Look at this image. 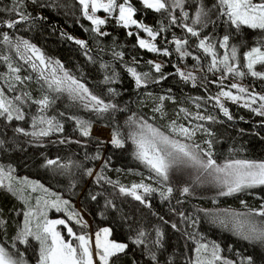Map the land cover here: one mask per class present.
I'll list each match as a JSON object with an SVG mask.
<instances>
[{"label": "trees", "instance_id": "obj_1", "mask_svg": "<svg viewBox=\"0 0 264 264\" xmlns=\"http://www.w3.org/2000/svg\"><path fill=\"white\" fill-rule=\"evenodd\" d=\"M130 3L137 10L134 17L137 21L154 30L165 29L153 43L161 50L167 49L169 55L140 48L137 40L144 37L142 30L123 28L114 17H108L107 23L100 26L101 31L109 35L99 36L91 31L93 26L83 16L76 0H39L37 4L25 0L24 10L33 19L8 29L3 22L17 19L8 11L13 0H0V88L24 115L22 120L13 118L11 121L0 116V141L3 142L0 144V167L13 176L38 182L69 203H76L89 218L91 231L109 228L111 241L127 244L123 253L110 257L109 264H196L194 251L201 244L211 248L219 246L222 259L216 264H223L224 260L246 264L249 257L252 264H264V244L242 239L230 222L231 214L250 213L264 205V186L233 195H219L221 187L194 182L198 175L194 168H174L169 180L164 181L136 158L132 139L138 124L146 121L173 139L199 145L197 151H211L219 165L237 159L264 162V116L220 97L232 116L230 120L215 99L221 90L230 89L232 82L246 87L250 93L264 95V79L252 77L244 64V53L261 46L264 33L244 26L237 30L215 8L211 13L213 23L208 27L193 25L200 4L212 7L217 0H185L183 9L172 10V15L177 17L176 24L170 23L167 13L146 9L139 0H130ZM183 11L189 13L186 21ZM182 23L197 28L200 37L187 33L180 26ZM129 31L132 36L127 34ZM5 32L13 42L26 39L34 44L46 61H51L50 66L40 65L35 57L25 62L26 57L22 58L12 45L3 41L2 33ZM226 34L230 37L228 51L232 46L237 48L234 63L246 73L244 77L225 75L221 68L209 71L212 57L198 47L199 39L208 37L216 46L217 57L222 58L225 49L219 47V42ZM69 36L74 39H68ZM174 37L188 41L184 50L190 55L181 57L172 42ZM77 39L86 41L87 49L77 45ZM114 52H122L123 57L114 56ZM33 61L36 69L32 67ZM154 63L162 65L161 72L155 71ZM9 64L19 72H11ZM129 67L135 68L145 81L139 88L127 71ZM177 69L185 75L192 73L195 81L184 80ZM257 70L264 71V67L258 65ZM64 72L84 84L93 95L116 107L98 113L87 99H74L68 91L57 92L55 85L49 88L53 74L62 77ZM16 76L21 79L17 81ZM106 77L111 79L106 81ZM17 96L21 97L19 101L15 100ZM45 96L50 101L43 109L45 115L62 125L63 130L36 137L17 132V128H22L28 133L39 107L36 101ZM197 115L213 119L200 120ZM76 119L107 128L112 135H118L123 147L83 136ZM180 126L194 131V135L184 137L172 131L173 127L179 129ZM207 141H211L210 149ZM48 160L58 163L48 165ZM88 170L92 171L91 176L86 174ZM154 181L160 182L166 192L171 187L172 192L162 195L164 190L161 193L153 191L145 194L142 197L145 202L141 203L119 191L121 186L126 189L139 184L155 186ZM186 186L190 189L188 194L182 192ZM93 196L96 198L92 199ZM0 210V218L5 221L0 228V244L10 252L17 249L24 252L28 264H36L37 242L29 238L25 245L15 240L23 205L2 187ZM221 220L227 227L220 223ZM70 226L76 234L87 231L82 226ZM157 229L163 233L160 245L155 244ZM140 231L145 232L144 245L133 243ZM14 241L16 249L11 247ZM152 253L155 261L151 259Z\"/></svg>", "mask_w": 264, "mask_h": 264}, {"label": "snow or ice", "instance_id": "obj_2", "mask_svg": "<svg viewBox=\"0 0 264 264\" xmlns=\"http://www.w3.org/2000/svg\"><path fill=\"white\" fill-rule=\"evenodd\" d=\"M79 4L82 6L83 16L91 22L94 26L91 31L98 34L99 36H107L109 33L101 31L102 25L107 23L108 17H112L117 21V24L123 28H130L135 26L137 29H142L147 36L150 37V40L138 38V44L140 48L147 49L149 52L161 53L165 56L169 55L167 49L161 50L156 46L153 41L156 40L157 36L165 31L163 27L159 30H154L152 27L137 21L135 19L136 9L130 3V0H123V2H118V0H78ZM31 3L37 4L39 0H31ZM144 8L151 9L157 13H167L170 17V23L176 24L177 17L172 15V10L176 8L183 9L185 0H141ZM25 0H13V6L8 9L9 12L14 13L17 16L15 20L4 21V25L8 29H13L17 24L22 22H27L33 19L30 13L24 10ZM218 9V14L220 16H226L227 21L231 25H234L237 30L242 26L247 27L252 30H259L261 33H264V0H217V4L212 7H206L203 3L197 8L195 12V17L192 20L193 25H200L201 27H208L210 23H213L211 20V13L213 9ZM103 11L108 14V17L100 18L96 15L98 11ZM183 20H188L189 13L187 11L182 12ZM42 19V17H37ZM183 27L187 33L191 34L193 37H200V31L193 26H189L187 23H182L180 25ZM87 31V29H86ZM129 36H132L133 33L129 31L127 33ZM3 41L9 45H12L17 53H20L22 58L26 57L25 62L32 61L33 57L39 61L40 65H45V67L50 66L51 61H46L43 53L40 52V49L37 48L34 44H31L26 39H18L15 42L10 38L8 33H2ZM68 39H74L69 36ZM229 35H224L222 40L219 42V47L225 49L222 58L217 57L216 46L209 42L208 37L199 39L198 47L204 51V53L212 57L211 65L209 71L213 69L219 70L218 65H223L224 71L228 74H235L239 77H244L245 72L239 70L238 66L234 63L237 59V48L232 46L229 49ZM176 46V51L181 55V57L190 55L184 50V46L188 41L181 40L179 38H173L172 41ZM77 45H80L81 48L87 49V43L84 40H75ZM23 50V51H21ZM31 53V55H27ZM114 56L118 58L123 57L122 52H114ZM4 59H7L5 57ZM196 59H199L198 57ZM244 60L246 61L245 67L247 68L248 74L252 77H258L264 79V71H258L257 66L264 67V41L261 42V46H254L249 51L244 53ZM59 64V62H56ZM152 64V61H149ZM33 69L37 68V64L32 62ZM62 67V66H61ZM154 68L156 72H161L162 65L160 63H154ZM9 69L11 72H19L18 68H13L9 64ZM55 70H53L54 73ZM127 71L135 80V85L139 88L144 84V79H142L141 74H139L135 68L129 67ZM177 72L184 80L192 79L195 81V76L192 73L180 72L177 69ZM144 77H147V73L143 74ZM43 76V72H41ZM164 77L161 76V79ZM15 79L19 81L21 78L16 76ZM111 78L106 77V81ZM223 79V77H222ZM55 85V90L68 91L74 99L79 98L80 100L87 99L90 102L91 107L98 113L107 112L109 109H113L116 106L110 103H105L98 96L93 95L84 84L80 83L78 80L74 79L68 72H64L62 77H56L54 74L52 76L51 82L48 84L49 88ZM231 88L237 89L239 93L246 94L248 99L245 101L244 106L251 108V110L257 115L264 116V95H259L255 93H250L246 87H243L239 84L233 83ZM110 91H112L110 89ZM225 97L232 101H239L244 99L243 96L234 95L231 91H224L217 95L216 102L223 111V114L232 119L227 108L220 102V97ZM21 97H15L16 101H19ZM164 97H161L163 100ZM257 101H260L259 107H252L253 104H256ZM37 104L41 105V110L49 106V98L47 96L43 97L41 100L36 101ZM85 107H89V104H85ZM159 110V109H157ZM15 113V117H13ZM0 116H6L8 121H11L13 118L16 120L24 119L23 112L17 107L12 100H8L2 90H0ZM197 119H213L212 117H203L197 115ZM38 122L40 124H46V128H41L38 132L34 131L30 135L33 137L36 136H48L53 131H62V125L54 123L52 119H44L40 117ZM175 122H173L174 124ZM37 121H33V127L35 128ZM77 125L81 131V134L85 137L90 135L91 125L84 121H77ZM17 132L24 133L22 128H17ZM173 132H176L179 135L184 137H191L194 135V131L189 130L183 126H180L179 129L173 127ZM211 134V133H209ZM133 142L136 145V158L145 163L155 174L162 178L164 181L169 180L170 172L175 169L180 168H194L198 172V175L195 176L194 182L200 183H212L218 187H221L223 190L219 195H233L239 193L246 189H251L258 186H264V162H256L250 160H231L223 165L217 164L216 160L212 158L211 151L199 150V145H189L182 143L180 140L173 139L168 135H165L159 129L153 127L151 124H148L146 121L139 123L136 131L132 134ZM3 142L0 141V144ZM111 143L116 147H123V141L118 137L117 134H113ZM209 149L211 148V141H207ZM204 157H207L206 159ZM96 158H99L98 156ZM58 161L48 160V165H56ZM60 167H67V165H60ZM87 175L91 176L92 171L88 170ZM203 178V179H202ZM13 177L11 172H6L3 167H0V187H6L8 191L14 192L12 181ZM98 179H103L102 176H98ZM5 181H8L5 184ZM40 187H43L40 185ZM142 188L145 193H151L155 189L149 187L148 185L139 184L133 185L131 189H126L121 186L119 191L123 194L131 195L137 201L144 203L142 196L137 194V189ZM45 191H47L45 189ZM190 191L189 187H184L182 192L188 194ZM167 192L170 194L172 188L169 187ZM15 194V193H14ZM163 195V193H162ZM96 197L93 196L92 199ZM166 198V197H165ZM59 198L57 201L52 202L51 207H55L58 211L59 208ZM63 204L67 205L68 201H62ZM243 203V201H242ZM47 205V201H45ZM2 213V210H0ZM39 215L44 216L43 221L37 222L35 225V230H33V220H39V217L34 213L32 209H29L24 213L23 225L17 233L15 240H18L19 243L27 245L29 243V238H32L38 243V260L37 264H94L93 251L91 248V241L86 234L76 235L73 232L71 227H68L65 220H49L47 219L46 213L41 212ZM77 213L72 212L69 214V220L77 217ZM231 223L233 225L234 232L240 236L242 239L250 242H259L264 244V219L256 220L255 217L264 218V205H261L259 210H251L250 213H235L231 214ZM76 223L81 224V219H77ZM225 227L227 223L223 220L220 221ZM5 224V221L0 218V228ZM58 225H64L67 229L69 236L74 237L78 241V245L74 246L72 240H65L64 236L60 231L57 230ZM83 227H87L86 223L82 224ZM173 228H176V225H172ZM111 234L109 228H104L95 234V248L96 256L99 258L101 264H109V259L112 256L117 255L118 253H123L128 245L125 243H118L111 241L108 237ZM157 239L155 244L160 245L163 238V233L157 229L156 230ZM145 232L140 231L137 237L133 240V243L136 245H144L146 243ZM13 249H16V243L13 242ZM205 252L208 251L207 244H201L197 249V261L196 264H216V261H220L222 257L219 255V246L213 245L211 250V259L201 260L199 254L201 250ZM150 251V250H149ZM151 259L156 260L154 253L151 254ZM0 264H28V261L25 259V253L19 251L18 249L15 252H10L6 247L0 244ZM223 264H233L232 261L224 260ZM246 264H252V259L249 257L246 261Z\"/></svg>", "mask_w": 264, "mask_h": 264}, {"label": "rangeland", "instance_id": "obj_3", "mask_svg": "<svg viewBox=\"0 0 264 264\" xmlns=\"http://www.w3.org/2000/svg\"><path fill=\"white\" fill-rule=\"evenodd\" d=\"M76 1L78 2V0H76ZM139 1L141 2V0H139ZM118 2H123V0H118ZM81 10H82V6H81ZM96 15L99 16L102 19L105 18V17H108V14L103 12L102 10L98 11L96 13ZM112 17H114V15ZM131 27H135V26H131ZM142 32L144 34V37L140 38V39L150 40V37L147 36V33H145L143 30H142ZM137 44H138V40H137ZM138 46H139V44H138ZM244 64L246 65V61L245 60H244ZM218 68H221L224 71L223 65H218ZM224 74L227 75L228 73H226L224 71ZM233 83L238 84L237 82H232V84ZM0 90H1V88H0ZM224 91H231L234 95L243 96L244 99H241L239 101H235V102H238V103H240L242 105H244L245 101L248 99L246 94L239 93L237 89H233V88L230 87V89L224 90ZM4 96L8 100H10L9 97H7L5 94H4ZM222 98H225V97H222ZM228 100H230V99H228ZM230 101H232V100H230ZM259 103H260V101H257V103L253 104L252 107H254V108L255 107H259ZM13 117H15V113H13ZM40 117H43L46 120L50 119V118H48L45 115L44 111L41 110V105H39L36 114L32 118L31 126H30V129L28 131L29 134H31L34 131L38 132L41 128H46L47 127L46 124H40L38 122ZM34 120L37 121V124H36L35 128L32 126ZM78 120L79 121H83V120H80V119H76L75 120L76 126L79 129V126L77 125V121ZM54 123H56V122L54 121ZM79 131H80V129H79ZM53 132H57V131H53ZM89 137H92V138L97 139L99 141H102L104 143H111L113 135L109 132V130L107 128H104L103 126L91 125ZM95 137H97V138H95ZM182 143H184V142H182ZM135 147H136V145H135ZM136 151H137V149H136ZM11 176L13 177L11 183H12L14 192L8 191V189L6 187H2V188H4L9 193L14 195L23 205V212L20 215V226H19L18 231L20 230V228L23 225L24 213L26 211H28L29 209H32L34 211V213L39 217V220H36V219L33 220V225H32L33 226V230H35L36 223L40 222V221H43V219H44V216L39 215L41 212L46 213L47 219H49V220H58V219L65 220V222L68 225V227H71L70 224H73L76 227H81L82 224L86 223L87 227H85V228H86L87 231L84 234H86L88 236V238L90 239V241H91V248H92V251H93L94 264H101L99 258L96 256V251L97 250L95 248V238H96L95 234L97 232H99L100 230L104 229V228H101V229H99L97 231H91L89 218L84 214V212H82L79 209V207H78V205L76 203H69L68 202V204L65 205V204L62 203V201H67V200L60 198L57 194L47 190L44 187H40V184L38 182L33 181V180H29V179H26V178H23V177H16V176H13V175H11ZM154 182H155V184H154L155 186H150V185H148V186L153 188V189H155V191H158L159 193L162 192L161 190H164L163 194L165 193L164 195H166V193H167L166 189L162 188L163 186L161 185V183L160 182H156V181H154ZM7 183H8V181H5V184H7ZM145 185H147V184H145ZM131 188H132V186L130 188H128V189H131ZM45 189L47 191H45ZM136 191H137V194L141 195L142 197L145 194H148V193H145L142 188H138ZM58 198H59V202H60L59 203V208H60L59 211L55 207H51L52 202L57 201ZM45 201H47V205L45 204ZM72 212H75L78 215H77L76 218L69 220L68 216ZM77 219H81V224L76 223ZM57 230L61 232V234L64 236L65 240H72L74 246L78 245L79 242L76 241L74 239V237H71V236L68 235L67 229L65 228L64 225H58L57 226ZM76 235H81V234H76ZM30 239H32V238H30ZM108 239H109V237H108ZM16 241L19 242L18 240H16ZM33 241H35V240H33ZM197 248L198 247H196V249ZM196 249L194 251L195 252L194 253L195 254V258H197ZM211 250H212L211 247H208V251L207 252H205L202 249L200 254H199V258L201 260L211 259ZM37 256H38V254H37ZM37 260H38V257H37ZM196 261H197V259H196ZM36 264H37V261H36Z\"/></svg>", "mask_w": 264, "mask_h": 264}]
</instances>
